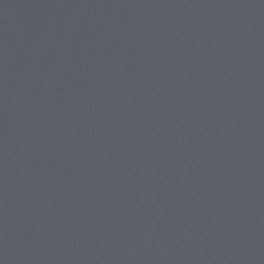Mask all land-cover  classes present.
I'll return each mask as SVG.
<instances>
[{
    "label": "water",
    "instance_id": "water-1",
    "mask_svg": "<svg viewBox=\"0 0 264 264\" xmlns=\"http://www.w3.org/2000/svg\"><path fill=\"white\" fill-rule=\"evenodd\" d=\"M0 264H264V0H0Z\"/></svg>",
    "mask_w": 264,
    "mask_h": 264
}]
</instances>
